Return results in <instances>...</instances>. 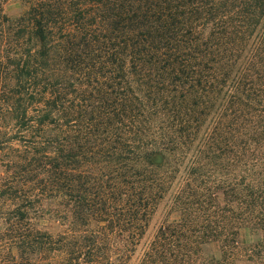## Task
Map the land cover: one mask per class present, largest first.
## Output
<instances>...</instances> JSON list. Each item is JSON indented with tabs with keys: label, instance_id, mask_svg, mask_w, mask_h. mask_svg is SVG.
<instances>
[{
	"label": "trees",
	"instance_id": "16d2710c",
	"mask_svg": "<svg viewBox=\"0 0 264 264\" xmlns=\"http://www.w3.org/2000/svg\"><path fill=\"white\" fill-rule=\"evenodd\" d=\"M262 69L264 0H0V249L264 264Z\"/></svg>",
	"mask_w": 264,
	"mask_h": 264
},
{
	"label": "rangeland",
	"instance_id": "374dc122",
	"mask_svg": "<svg viewBox=\"0 0 264 264\" xmlns=\"http://www.w3.org/2000/svg\"><path fill=\"white\" fill-rule=\"evenodd\" d=\"M6 9L9 11L10 14H16L18 12L16 6L11 1H9L6 4ZM260 75L261 77H263V80H264V69L260 70ZM258 185L261 187V190H262V187L264 186L263 181L261 180L258 183ZM259 209L260 208H257V211ZM263 213H261L259 220H257L255 223L256 224L255 227L257 228L255 231L256 233L251 235L248 229L243 228L242 230H240V239L241 241H244L246 243H249L251 241L255 242L259 239L261 241V246H262L261 251L264 252V250H262L264 248L263 247V243H264V216H263L264 214ZM256 215L258 216V213H256ZM178 217H179L178 213L173 211L172 204H171V197L167 196L159 204L158 208L156 209L155 214L152 216V219L150 220L149 228H148V231L144 239L142 240L141 244L137 247V251L134 254V256L131 258V260L127 264H137L141 256V253L143 249L145 248V245L151 240L152 236L154 235L158 227L165 222H170V223L176 222L178 220ZM42 225H45V226H41L44 228V230L49 231L50 233L54 235L59 230V227H57L56 224H54L53 222L42 223ZM0 230H1V223H0ZM11 253H16L15 249H12V250H10V248L2 249V250L0 249V254H2V256L0 257H3V259L6 258L7 260H9L8 262H4L5 264H12V260L10 259ZM1 263L2 262L0 259V264Z\"/></svg>",
	"mask_w": 264,
	"mask_h": 264
}]
</instances>
